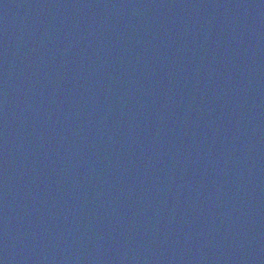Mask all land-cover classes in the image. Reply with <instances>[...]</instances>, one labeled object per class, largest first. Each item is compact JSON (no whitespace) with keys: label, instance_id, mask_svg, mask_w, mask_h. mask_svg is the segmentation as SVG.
Instances as JSON below:
<instances>
[{"label":"water","instance_id":"1","mask_svg":"<svg viewBox=\"0 0 264 264\" xmlns=\"http://www.w3.org/2000/svg\"><path fill=\"white\" fill-rule=\"evenodd\" d=\"M0 264H264V0H0Z\"/></svg>","mask_w":264,"mask_h":264}]
</instances>
